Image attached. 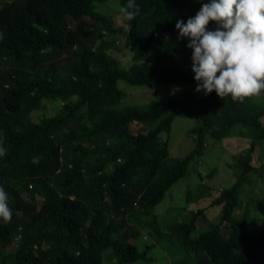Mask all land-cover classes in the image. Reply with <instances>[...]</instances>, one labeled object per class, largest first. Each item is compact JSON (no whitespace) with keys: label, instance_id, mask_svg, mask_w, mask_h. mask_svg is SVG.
Returning a JSON list of instances; mask_svg holds the SVG:
<instances>
[{"label":"trees","instance_id":"trees-1","mask_svg":"<svg viewBox=\"0 0 264 264\" xmlns=\"http://www.w3.org/2000/svg\"><path fill=\"white\" fill-rule=\"evenodd\" d=\"M107 1H0V139L8 149L0 157V186L13 213L10 222L0 218V264L152 263L154 246L137 224L160 238V247L169 246V264H264V221L257 223L264 198L238 214L241 188L251 176L264 179V162L252 164L254 149H264V103L257 97L233 102L213 91L189 103L180 98L121 106L119 83L196 84L192 50L187 39H177L175 24L209 2L135 0L140 14L113 28L94 6ZM118 2L120 7L127 0ZM215 27L210 22L208 30ZM112 36H122L132 53L127 71L107 55ZM259 98L264 100V90ZM44 100L62 107L34 122L31 114L44 109ZM176 118L196 121L187 133L193 148L169 160L161 135L169 134ZM233 137L243 147L235 158L241 174L211 201L225 202L218 221L197 234L199 210L162 232L154 207L165 192L187 177L205 140ZM17 234L21 239L12 250Z\"/></svg>","mask_w":264,"mask_h":264},{"label":"rangeland","instance_id":"rangeland-1","mask_svg":"<svg viewBox=\"0 0 264 264\" xmlns=\"http://www.w3.org/2000/svg\"><path fill=\"white\" fill-rule=\"evenodd\" d=\"M4 1V0H0ZM202 2H210V0H194ZM96 10L105 13L113 22V28L123 27L125 20L120 15L118 8V0H109L105 3H99L94 5ZM68 40L72 41L73 35L71 32L67 34ZM110 48L107 55L118 61V66L127 71L132 64V53L125 48L124 38L122 36L110 37L108 40ZM118 87L124 94V99L121 106H138L144 107L151 102H165L167 100L185 98V103H189L190 100H198L202 98L203 92H195L196 84H168V85H154V86H128L124 83H119ZM178 89V90H175ZM175 90V91H174ZM258 103H264L262 98L257 97ZM44 109L38 112H33L31 116L34 122H38L40 117L54 116L59 108V102L52 100L43 101ZM120 106V107H121ZM31 117V118H32ZM262 125H264V118L261 119ZM137 126L133 124L132 127ZM196 126V121L189 118H176L172 122L171 130L168 135L162 134L161 139L168 143V159H181L186 156L193 148V141L187 135L192 127ZM85 127L90 128L89 123H85ZM137 128L140 129V126ZM207 148L204 150V154L198 160L188 168L187 177L180 179L175 183L164 195L162 201L154 208V214L158 217L159 228L162 232H167L166 226L170 225L173 221L179 218L186 219L194 210H203L205 218L199 217L196 220L195 226L197 234L204 231L207 225L215 224L220 215V207L214 206L204 213L205 208L209 207L206 202H195L194 199L201 193L202 189L208 187L216 195L219 191L229 188L235 180L241 174V168L238 167L235 158L242 152L243 147L237 146L239 141L236 137L230 138L228 141H222L221 143H214L212 140H206ZM243 143V142H242ZM246 148V147H245ZM55 152V151H54ZM252 164H258L264 162V149L261 145L254 149L252 156ZM257 161L259 163H257ZM192 188L195 189V193H192ZM40 198V197H39ZM214 196L209 198V202ZM264 198V179L251 176V184L244 185L241 189L240 199L249 202V207L252 204V200ZM41 203V199L37 201ZM217 217V218H216ZM264 221V216H259L257 223ZM136 224V223H135ZM140 228L141 236L148 241V244H152L155 247L153 251L149 253L154 258L152 263L145 264H169L170 254L168 246L160 247L162 241L160 238L150 234L144 229L143 226L137 224ZM142 229V230H141ZM222 232H224L222 230ZM159 244V245H158ZM15 242L11 245V249L14 250ZM139 247L142 248L140 244Z\"/></svg>","mask_w":264,"mask_h":264},{"label":"clouds","instance_id":"clouds-1","mask_svg":"<svg viewBox=\"0 0 264 264\" xmlns=\"http://www.w3.org/2000/svg\"><path fill=\"white\" fill-rule=\"evenodd\" d=\"M118 11L124 20L134 21L140 14V7L135 0H127V3L120 6ZM210 22H215L214 30H208ZM175 29L179 33L177 39H187L186 47L192 50L191 70L196 81L195 92H203L207 96L215 91L221 98L230 95L233 102L240 103H243L246 97L261 95L264 90V0H210L209 3H202L195 16L188 18L186 22L177 20ZM61 107V103H59V110ZM72 123L75 124V121ZM206 142L205 140L204 148H207ZM7 153L8 149L4 147V142L0 139V157H5ZM61 154L62 151L59 147L54 152L60 164L56 174L60 172L62 165ZM12 183L13 187L20 185ZM221 191L213 195L214 192L211 189L204 187L201 192H197V195L201 194L194 201L198 203L205 201L206 205H209L204 211L207 213L208 209L214 207L209 202V198L211 196L218 197ZM191 192L195 193V189L192 188ZM206 192L208 194L203 196ZM39 199L41 197L37 196L36 201ZM245 200L241 201L240 199L242 208L238 214L245 205H249V202ZM223 205L225 202L215 205L220 207V214ZM196 211L199 210H194L186 220L190 219ZM200 212L203 213V210L201 209ZM12 215V210L9 207V194L0 186V218L5 222H10ZM199 217L205 218L204 214ZM181 220L178 218V222ZM223 231L224 234L225 230ZM20 239L21 235L17 234L11 245L15 242L14 248H16Z\"/></svg>","mask_w":264,"mask_h":264}]
</instances>
